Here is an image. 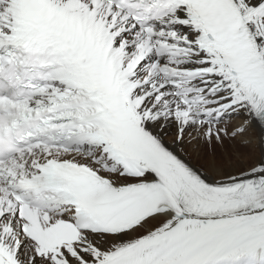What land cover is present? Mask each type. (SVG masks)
<instances>
[{
	"label": "snow or ice",
	"instance_id": "obj_1",
	"mask_svg": "<svg viewBox=\"0 0 264 264\" xmlns=\"http://www.w3.org/2000/svg\"><path fill=\"white\" fill-rule=\"evenodd\" d=\"M0 264H264V0H0Z\"/></svg>",
	"mask_w": 264,
	"mask_h": 264
},
{
	"label": "rangeland",
	"instance_id": "obj_2",
	"mask_svg": "<svg viewBox=\"0 0 264 264\" xmlns=\"http://www.w3.org/2000/svg\"><path fill=\"white\" fill-rule=\"evenodd\" d=\"M244 117L241 116H234L232 117L230 123H228L227 127L229 129H231L233 126L238 125ZM189 132H192V135L195 136L196 133L193 130L189 129ZM174 135V131L169 133L168 136H166V141L170 142V139L172 138V136ZM187 135V134H186ZM243 140H250L251 144L249 145V147L247 149L241 147V141ZM226 142V148H224V153H220V159H222V161L225 164H229L235 160L238 159H243L245 157H251L252 155H254L257 151L256 148V142H257V134L255 135L253 132V129H249L248 133L246 134L245 137H237L236 140H228L225 139ZM204 145L203 142L201 141H194L192 144H185L184 145V150L183 153L181 154L185 159H187L190 163H192L195 166H200L204 160L203 157L206 156H211L212 155V151L208 148L205 147V150L203 152H199V148L202 147ZM229 145H231L232 149L229 147ZM239 146H240V150H243L245 152L241 153V151H239ZM238 147V148H237ZM190 152V153H189ZM192 152V154H191ZM231 158H228L229 156H231Z\"/></svg>",
	"mask_w": 264,
	"mask_h": 264
},
{
	"label": "bare ground",
	"instance_id": "obj_3",
	"mask_svg": "<svg viewBox=\"0 0 264 264\" xmlns=\"http://www.w3.org/2000/svg\"><path fill=\"white\" fill-rule=\"evenodd\" d=\"M243 117V116H242ZM190 130H192V129H190ZM253 132H254V134L256 135V131L253 129ZM175 138V136L173 135L172 136V138L170 139V142L169 143H171V141L173 140ZM166 139V138H165ZM226 146H228V145H226V142L224 141V144L223 145H219V144H213V145H211V146H209V145H207V144H204L202 147H200L199 148V152L201 151V152H203L204 150H205V147H208L211 151H212V155L214 154V155H216L218 158H220V155L222 154V153H224V148H226ZM229 147L232 149V147H231V145H229ZM238 148V147H237ZM239 151H241V153H243V152H245V151H243V150H240V146H239ZM177 151L180 153V154H182L183 153V151H181L180 150V148H177ZM190 153V152H189ZM221 153V154H220ZM191 154H192V152H191ZM232 157V155L231 156H229L228 158H231Z\"/></svg>",
	"mask_w": 264,
	"mask_h": 264
}]
</instances>
